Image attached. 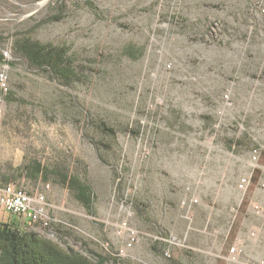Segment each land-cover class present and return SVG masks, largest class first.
<instances>
[{
  "label": "rangeland",
  "instance_id": "obj_1",
  "mask_svg": "<svg viewBox=\"0 0 264 264\" xmlns=\"http://www.w3.org/2000/svg\"><path fill=\"white\" fill-rule=\"evenodd\" d=\"M23 36L68 48L79 80L30 66ZM0 53V186L43 193L50 216L0 222L107 264L264 260V0H0ZM33 160L88 182L92 209L27 176Z\"/></svg>",
  "mask_w": 264,
  "mask_h": 264
},
{
  "label": "trees",
  "instance_id": "obj_2",
  "mask_svg": "<svg viewBox=\"0 0 264 264\" xmlns=\"http://www.w3.org/2000/svg\"><path fill=\"white\" fill-rule=\"evenodd\" d=\"M13 45L30 66L49 71L55 81L71 86L79 80L78 71L69 61L68 48L24 36L17 38ZM3 60L5 55L0 53V61ZM23 168L27 176L35 179H48L50 174H54L79 203L92 209L95 199L92 186L78 175L70 174L59 166L49 169L37 160ZM92 252L93 257L72 247L66 248L37 231L19 227L14 221L0 222V264H107L108 257Z\"/></svg>",
  "mask_w": 264,
  "mask_h": 264
},
{
  "label": "built area",
  "instance_id": "obj_3",
  "mask_svg": "<svg viewBox=\"0 0 264 264\" xmlns=\"http://www.w3.org/2000/svg\"><path fill=\"white\" fill-rule=\"evenodd\" d=\"M257 158L258 150L255 149L253 159L257 160ZM249 183L250 177H243L240 180L239 187L246 190ZM48 209L49 203L43 193L32 192L14 181H9L0 186V210H4L12 215H18L28 222L48 224L50 220ZM254 210L264 215V207L259 204L254 205ZM125 231L128 232L127 247H131L140 237V231L135 227L127 226V223L124 222L120 225L119 232L123 233ZM120 252L123 253L124 249H121ZM243 252L244 245L235 243L228 248V259L233 262H238ZM258 264H264V260H260Z\"/></svg>",
  "mask_w": 264,
  "mask_h": 264
}]
</instances>
